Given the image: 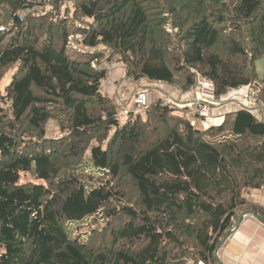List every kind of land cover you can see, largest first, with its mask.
I'll return each mask as SVG.
<instances>
[{
  "label": "trees",
  "instance_id": "16d2710c",
  "mask_svg": "<svg viewBox=\"0 0 264 264\" xmlns=\"http://www.w3.org/2000/svg\"><path fill=\"white\" fill-rule=\"evenodd\" d=\"M263 55L264 0H0V264H220L241 215L264 219L245 195L264 187V118L241 107L200 128L103 82L118 66L264 99Z\"/></svg>",
  "mask_w": 264,
  "mask_h": 264
},
{
  "label": "crops",
  "instance_id": "0c3cea01",
  "mask_svg": "<svg viewBox=\"0 0 264 264\" xmlns=\"http://www.w3.org/2000/svg\"><path fill=\"white\" fill-rule=\"evenodd\" d=\"M112 72V74H114L112 80L109 78L110 75L107 78L110 79L108 81L107 92L109 90L114 98L119 99L122 97L125 99V96L128 95L127 90H125L123 86H119L118 82H115L117 76L122 78L121 73L124 74V72L123 70L117 71L115 69H113ZM121 82H123V79H121ZM129 82L131 83V81ZM151 84H155L153 88L156 90L152 93H148L150 100H156L159 97L162 100L169 98L172 103H174L173 105L179 110L186 108L188 104L200 106L201 103L206 102L214 96L213 91L208 88L180 92L168 84L158 82ZM240 91L241 89L238 88L228 91L225 96L221 97L220 103L218 101H212L210 106L206 108L203 113L200 115H195L194 113L193 117L195 119L191 118V120L188 115L187 118H189L194 125L197 123V118L200 119V122L203 123V128H207L211 124L221 123L225 113L235 111L245 106L246 102L242 99ZM178 105L185 106L179 107ZM186 109L191 113L190 108ZM245 195L249 200L264 208V187L247 190ZM217 259L220 264H264V219L252 213H246L240 222L230 230L224 244L219 247Z\"/></svg>",
  "mask_w": 264,
  "mask_h": 264
},
{
  "label": "rangeland",
  "instance_id": "374dc122",
  "mask_svg": "<svg viewBox=\"0 0 264 264\" xmlns=\"http://www.w3.org/2000/svg\"><path fill=\"white\" fill-rule=\"evenodd\" d=\"M73 39H74V37H72ZM77 38V36L75 37V39ZM100 47H102V46H100ZM110 66H112V65H110ZM113 69H115V70H117V71H121V69H119L118 68V66H115V68H113V67H111V70L109 71V78L112 80V77H113V75L114 74H112L113 72H112V70ZM256 69H257V72H258V75H259V77H264V55L263 56H261L257 61H256ZM119 75V74H118ZM121 77L122 78H120L119 76H117V79H116V81L115 82H118L119 83V85L121 84L124 88H125V90H127V93H128V95H126L125 96V99L126 98H128L129 96L131 97V99H130V102L132 103V101H133V96H134V94L139 90V89H141V88H144V89H146L147 90V94L148 93H152L153 91H155L156 89L155 88H153V87H155V86H153V85H155V84H151V83H154V82H150L149 80H147V79H143V80H141V82L139 81V82H137V83H135V82H133V81H131L133 84H134V89L132 88V86L133 85H129V81L130 80H128L127 79V77L125 76V73L124 74H122L121 73ZM8 79H9V75L8 76H6L5 77V79H4V83H6L7 81H8ZM110 79H106V80H104V82H103V89H104V91H106L107 92V89H108V81L110 80ZM121 79H123V82H121ZM127 79V80H126ZM143 82H145V83H143ZM148 82V83H147ZM123 83H125V84H123ZM150 86V87H149ZM248 90V88L247 87H245V88H241V91H240V94H243L245 91H247ZM118 91V90H117ZM188 91H191L190 89L188 90ZM181 92V91H180ZM109 95H111L112 97H113V94H111V92H109V90H108V92H107ZM149 95V94H148ZM114 98V97H113ZM167 99H169V98H167ZM215 100H213V102H214ZM220 101V100H219ZM218 101V102H219ZM121 102V101H120ZM217 102V101H216ZM220 103V102H219ZM117 105H119V109H124L123 111H127L126 110V105L124 104H121V103H119V104H117ZM179 107H184L185 105H178ZM187 107L186 108H190V112L191 113H189L188 111H187V109L186 108H182V110H176V112H177V114H183V115H185L186 117H190V119L192 118V119H195L193 116H194V113H195V106L194 105H191V104H188V105H186ZM128 107H132L133 108V110H135L136 111V113H139V112H142V110H140V109H137L136 107H134V106H131V104L128 106ZM188 115V116H187ZM210 116V115H209ZM127 119V116L123 113V114H119V120H120V122H124L125 120ZM191 119V120H192ZM195 125H199L200 126V128H203V123L202 122H200V119H198L197 118V123L195 124ZM211 125H213V124H211ZM47 136L48 137H55V136H59V130H58V128H57V124H56V122L54 121V120H50L49 122H48V125H47ZM90 150H88L87 151V153H86V156H87V158H89L90 157ZM91 161V160H90ZM90 166H88V170L90 171ZM92 169V168H91ZM20 181H32V182H36V183H38V181L37 180H35L32 176H31V174H27V175H22V177H21V179H20ZM90 221V217L89 218H86V219H84L83 221H81V222H79L78 224H85V225H87V224H89L88 223V220ZM71 228H74V225H73V227H72V225H71ZM87 230V228L86 227H82V228H80V229H78L77 230V232H84V231H86ZM71 236L72 237H75L76 236V231H74V232H71ZM224 244V243H223ZM222 244V245H223ZM219 249V248H218ZM217 253H218V250H216V256H217ZM199 261H201V260H198V262L196 263V264H198L199 263ZM205 264V263H204Z\"/></svg>",
  "mask_w": 264,
  "mask_h": 264
},
{
  "label": "built area",
  "instance_id": "2783aa9c",
  "mask_svg": "<svg viewBox=\"0 0 264 264\" xmlns=\"http://www.w3.org/2000/svg\"><path fill=\"white\" fill-rule=\"evenodd\" d=\"M244 87H247L248 90L242 94V99L246 102L245 106H243V107L250 109L252 112H254L256 114L257 117L264 118V115H263V113H264V99L260 98L257 95L256 90L252 89V87L242 86V87H239L238 89H241ZM201 88H208V89H211L213 91V89H212L213 84L210 80L203 78V77H199L197 84L195 86L191 87L190 90L193 91V90H197V89H201ZM213 100L219 101V100H221V97L214 95L213 97H211L206 102L201 103L200 106H195V115H200L201 113H203V111L210 106V104ZM162 102L163 103H171L172 105L174 104V103H172V101L170 99H166V100L163 99ZM148 103H149V101H148L147 93L144 90L138 91L135 98H134V103H133L134 107L142 110ZM198 264H204V262L199 261Z\"/></svg>",
  "mask_w": 264,
  "mask_h": 264
},
{
  "label": "water",
  "instance_id": "95a60500",
  "mask_svg": "<svg viewBox=\"0 0 264 264\" xmlns=\"http://www.w3.org/2000/svg\"><path fill=\"white\" fill-rule=\"evenodd\" d=\"M21 19H18V16L15 15V19H14V23L17 24ZM245 214L241 215V219L244 217ZM240 222V221H239ZM230 231L228 232V234L222 239L221 243L219 244L218 248L225 242V240L227 239L228 235H229Z\"/></svg>",
  "mask_w": 264,
  "mask_h": 264
}]
</instances>
